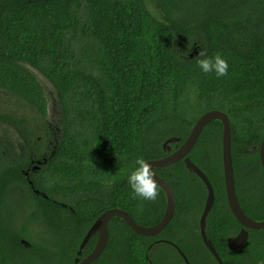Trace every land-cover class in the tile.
Returning a JSON list of instances; mask_svg holds the SVG:
<instances>
[{"label": "trees", "instance_id": "trees-1", "mask_svg": "<svg viewBox=\"0 0 264 264\" xmlns=\"http://www.w3.org/2000/svg\"><path fill=\"white\" fill-rule=\"evenodd\" d=\"M159 2L160 15L147 0H0V90L19 104L0 107V122L22 138L20 152L0 144V264H77L98 232L78 255L82 238L111 207L139 224L158 223L167 203L163 188L154 202L133 198L131 172L102 180L87 163V145L96 157L136 168L137 157L158 159L179 147L212 108L230 118L240 205L264 219V0ZM202 47L228 61L226 77L200 69ZM34 69L53 85L63 114L53 148L48 97ZM170 136L181 139L167 150ZM222 136V120L209 121L187 154L214 188L206 233L224 264H264V227L248 228L237 249L228 244L243 225L227 200ZM153 171L174 190L171 220L143 235L112 216L107 244L90 264H186L176 246L191 264H219L200 231L203 180L183 158ZM13 187L25 193L17 205Z\"/></svg>", "mask_w": 264, "mask_h": 264}, {"label": "water", "instance_id": "water-1", "mask_svg": "<svg viewBox=\"0 0 264 264\" xmlns=\"http://www.w3.org/2000/svg\"><path fill=\"white\" fill-rule=\"evenodd\" d=\"M213 119H220L223 122L222 158H223L226 195L232 213L238 219V221L243 225V227L236 235L229 236L227 240L231 249L239 248L247 241L249 237L248 228L258 229L264 227V219L256 220L251 218L240 205L237 196L236 186H235L233 162L231 155L230 118L225 111L218 108H212L210 110L203 112L195 121L186 140L179 147H177L175 150L171 151L169 154L161 158L148 159L146 161H149V163H151L152 167L154 168L156 166H164L173 163L183 158L188 169L196 173L203 180V182L207 187L208 193L206 196L204 209L200 217V231L203 241L210 249V251L213 253V255L216 257L219 264H224L213 242L211 241V239H209L206 233V219L215 200L213 185L207 174L187 155L188 152L191 150V148L194 146L204 125ZM180 139H181L180 136H170L164 141L163 147L169 150L171 148L170 143L179 141ZM259 154L262 165L264 167V138L262 139L260 144ZM154 178L157 180L158 185H160L163 188L167 199L166 209L162 219L154 225H142L137 223L135 219L131 216V214L122 208L111 207L106 209L95 219V221L92 223V225L87 230L84 237L82 238L79 244V248L77 250L78 255L82 253V249L86 246L90 237L95 232H98V238L94 248L82 259H80L79 256H76L75 261L77 262V264H90L102 253L108 241V236H109L108 221L112 216H116V215L121 216L131 226L132 229L143 235H155L168 224L175 211L176 196L173 188L164 178L160 177L157 174L155 175ZM176 247L180 252V254L183 256L186 264H191L184 251L178 246Z\"/></svg>", "mask_w": 264, "mask_h": 264}, {"label": "rangeland", "instance_id": "rangeland-1", "mask_svg": "<svg viewBox=\"0 0 264 264\" xmlns=\"http://www.w3.org/2000/svg\"><path fill=\"white\" fill-rule=\"evenodd\" d=\"M147 3L155 14H161V4L159 0H147ZM34 71L43 84L48 97L47 125L51 131V148H53L60 137L63 126L61 123L63 121V114L57 105V97L53 85L37 69H34ZM0 107H16L14 109H17L19 108V104L15 103L7 93L0 90ZM20 110L24 109L21 108ZM3 142H8L10 145L17 147L19 152L22 148V138L17 129L7 123L0 122V144H3ZM89 145L90 144L88 143L87 163L95 170L102 180L110 182L119 175L134 171V166L127 160L116 158L103 159L96 157L93 152L90 151ZM24 197L25 193L21 188L13 187L10 190V200L13 204H19ZM34 230L37 232L40 228L36 227Z\"/></svg>", "mask_w": 264, "mask_h": 264}, {"label": "clouds", "instance_id": "clouds-1", "mask_svg": "<svg viewBox=\"0 0 264 264\" xmlns=\"http://www.w3.org/2000/svg\"><path fill=\"white\" fill-rule=\"evenodd\" d=\"M197 57V64L204 73L214 72L218 78L228 75V61L219 53L209 57L206 48L202 47ZM193 91L195 92V89ZM135 164L137 167L128 177V184L132 189L133 198L156 201L159 195V188L158 182L154 178L156 174L151 163L146 161L143 156H140L137 157Z\"/></svg>", "mask_w": 264, "mask_h": 264}, {"label": "flooded vegetation", "instance_id": "flooded-vegetation-1", "mask_svg": "<svg viewBox=\"0 0 264 264\" xmlns=\"http://www.w3.org/2000/svg\"><path fill=\"white\" fill-rule=\"evenodd\" d=\"M167 150H168V149H167ZM169 150H171V148H170Z\"/></svg>", "mask_w": 264, "mask_h": 264}]
</instances>
